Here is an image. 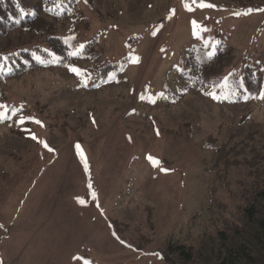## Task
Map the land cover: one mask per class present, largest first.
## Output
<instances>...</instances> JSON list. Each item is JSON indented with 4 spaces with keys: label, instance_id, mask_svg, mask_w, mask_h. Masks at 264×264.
<instances>
[{
    "label": "rangeland",
    "instance_id": "374dc122",
    "mask_svg": "<svg viewBox=\"0 0 264 264\" xmlns=\"http://www.w3.org/2000/svg\"><path fill=\"white\" fill-rule=\"evenodd\" d=\"M218 3L92 0L79 41L100 34L95 50L125 59L120 75L82 90L50 69L2 86L0 264H182L175 244L189 248L186 264H264L251 258L256 224L232 234L264 167V98L218 105L190 91L162 103L190 46L231 49L224 78L263 61L264 9Z\"/></svg>",
    "mask_w": 264,
    "mask_h": 264
},
{
    "label": "trees",
    "instance_id": "16d2710c",
    "mask_svg": "<svg viewBox=\"0 0 264 264\" xmlns=\"http://www.w3.org/2000/svg\"><path fill=\"white\" fill-rule=\"evenodd\" d=\"M209 1L217 5L220 2L221 5L234 6L240 11L264 9V0ZM91 2L92 0H0V39L5 40L0 45V105H3L2 86L31 73L62 70L71 74L76 79L78 88L83 90L100 88L108 83L107 77L111 73L118 76L123 72L126 62L122 64V61L125 59L120 62L105 60L95 50L100 34L79 41V30L87 29L81 6H90ZM24 35L27 36V43L12 44L15 37L21 40ZM231 53L232 50L223 45H217L213 55H207L201 47L186 48L182 56L183 65L176 69V84L170 87L162 103L167 106L176 105L190 91L218 105H236L263 99L264 52L260 55L263 61H255L254 66L245 65L243 77L238 80L235 77L224 78L222 74L223 68L230 63ZM9 108L4 112L0 108V113L3 114L0 125L11 121ZM214 150L215 155L219 154L218 150ZM258 161L260 166L264 162V156L254 162ZM258 168L253 169L254 179L242 192V225L236 226L232 234L247 232L256 224L259 228L257 238L261 241L260 250L251 258H259L264 263V219H261L264 207L260 205L264 200V167L260 172L257 171ZM219 235L223 239L228 237L224 231H220ZM169 248L176 253L182 264L190 260L189 248L177 244ZM228 264L240 263H237L235 256H231Z\"/></svg>",
    "mask_w": 264,
    "mask_h": 264
},
{
    "label": "snow or ice",
    "instance_id": "6c2138e0",
    "mask_svg": "<svg viewBox=\"0 0 264 264\" xmlns=\"http://www.w3.org/2000/svg\"><path fill=\"white\" fill-rule=\"evenodd\" d=\"M193 2H195V0H193ZM201 7H211V5H204V4H201L200 5ZM191 10V9H189ZM135 62H138V58H136ZM73 71H76V69H73ZM264 98V97H262ZM4 106L3 105H0V108H3ZM3 117V114L0 113V118ZM35 139V137H33ZM45 147H47V145H45ZM77 149L79 150V145H77ZM49 151H51V149H49ZM148 159L153 163V165H158V161L154 160L151 156L148 157ZM2 227V226H0Z\"/></svg>",
    "mask_w": 264,
    "mask_h": 264
}]
</instances>
